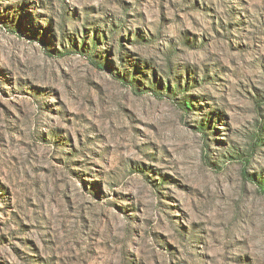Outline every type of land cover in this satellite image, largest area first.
I'll list each match as a JSON object with an SVG mask.
<instances>
[{
	"label": "rangeland",
	"instance_id": "obj_1",
	"mask_svg": "<svg viewBox=\"0 0 264 264\" xmlns=\"http://www.w3.org/2000/svg\"><path fill=\"white\" fill-rule=\"evenodd\" d=\"M0 264H264V0H0Z\"/></svg>",
	"mask_w": 264,
	"mask_h": 264
}]
</instances>
